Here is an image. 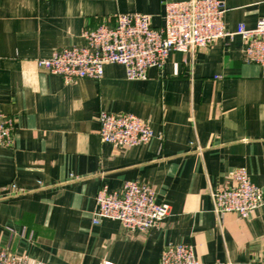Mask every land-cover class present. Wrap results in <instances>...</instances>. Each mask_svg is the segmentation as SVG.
I'll return each mask as SVG.
<instances>
[{
	"label": "crops",
	"instance_id": "crops-1",
	"mask_svg": "<svg viewBox=\"0 0 264 264\" xmlns=\"http://www.w3.org/2000/svg\"><path fill=\"white\" fill-rule=\"evenodd\" d=\"M185 1L0 0V110L15 121L12 146L0 148L3 248L31 264H159L166 246L184 243L205 263L264 264V205L220 218L212 198L244 169L264 199V67L244 61L240 36L173 52L144 81L117 64L72 82L37 65L119 14L160 27L167 4ZM219 1L229 32L264 18V0ZM102 112L135 115L155 138L104 143ZM129 181L150 185L168 217L147 232L94 224L100 189Z\"/></svg>",
	"mask_w": 264,
	"mask_h": 264
},
{
	"label": "built area",
	"instance_id": "built-area-1",
	"mask_svg": "<svg viewBox=\"0 0 264 264\" xmlns=\"http://www.w3.org/2000/svg\"><path fill=\"white\" fill-rule=\"evenodd\" d=\"M225 5L219 0H190L169 3L163 24L155 27L145 14H119L106 20L94 30L83 33L85 44L55 51L48 58L38 59L39 68L66 81L76 79L100 80L105 67L121 65L130 81L148 79L150 69H163L173 52H195L217 40L240 36L244 42L246 63L264 67V18L253 29L244 23L229 32L225 24ZM100 137L104 143L134 148L149 144L155 133L149 124L132 114L99 116ZM13 118L0 110V148L11 147L14 140ZM234 187L212 194L214 212L220 218L235 213L242 219L264 205L262 189L252 183L248 172L238 169L233 174ZM170 207L157 201L156 192L145 183L126 182L121 191L100 189L96 197L94 224L102 219L117 221L132 232H147L169 215ZM0 264H31L9 248L0 245ZM100 264H115L103 262ZM159 264H230L205 263L196 256L190 244L165 247Z\"/></svg>",
	"mask_w": 264,
	"mask_h": 264
}]
</instances>
